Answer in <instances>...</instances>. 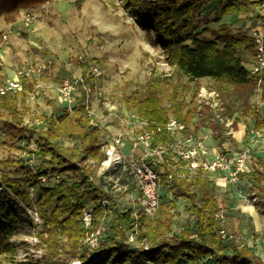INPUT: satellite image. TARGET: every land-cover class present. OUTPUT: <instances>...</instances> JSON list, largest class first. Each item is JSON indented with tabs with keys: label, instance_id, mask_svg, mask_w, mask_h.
<instances>
[{
	"label": "trees",
	"instance_id": "1",
	"mask_svg": "<svg viewBox=\"0 0 264 264\" xmlns=\"http://www.w3.org/2000/svg\"><path fill=\"white\" fill-rule=\"evenodd\" d=\"M48 1L51 0H0V18L13 23L24 10ZM214 1L122 0L150 43L161 45L166 61L176 69L172 76L154 77L144 90H134L125 98L129 107L145 119L165 123L173 116L184 123L185 133H197L211 112L208 106L199 111L195 99H186L191 87L186 83L189 81L183 82L182 76H188V80L212 77L229 108L234 111L240 108L242 115L254 119L255 128H264L262 114L250 103V97L258 88L264 90V70L253 74L248 67L256 53L255 39L248 29H234L226 23L200 26L202 15L211 9ZM262 2L224 1L216 19L229 14L254 16ZM92 79L87 81L91 83ZM4 81L0 63V85ZM31 88L32 85L26 83L22 92L0 94V129L5 128L0 138L5 137L3 143L13 146L17 141L23 142L19 148L29 153V159H0V187L15 196H29L25 190L29 185L38 187L39 211L47 227L39 235L48 243L51 255L61 253L64 237L74 245L76 253L87 230L96 231L110 221L101 231L99 246L84 252L81 264H147L148 260L154 264H264V257L253 241L241 242L236 237L223 238L219 234L216 215L224 208L212 171L191 169L184 159L170 158L159 163L160 188L162 184L168 185L167 191L173 192L175 197H170L167 191L160 192L159 207L154 214L140 211L133 215V207L121 202L122 196L138 189L130 164L122 162L107 171L106 176H112L110 181H106L105 175H97L106 155L101 146V129L92 124L88 113L84 87L80 86L72 110L44 116L40 123L27 122L26 112L20 106ZM163 92L170 101L169 107L164 104ZM218 131L217 137H221L222 129ZM66 140L74 142L66 144ZM172 140L167 131H162L153 138L151 147ZM33 142L35 149L29 148ZM33 158L41 159V163H29ZM149 161L153 162V157ZM257 162L264 168L263 158H257ZM14 166L21 168V176H14L10 171ZM41 175L47 176L48 183L41 182ZM51 178H55V182L51 183ZM241 179L250 183L255 197L264 199V169L254 167L242 172ZM117 182L121 190H116ZM179 198L187 201L185 219L178 206ZM91 203L93 219L86 228L83 210ZM6 204L4 201L0 205L3 210L0 213V264L15 251L11 239L19 219L13 208H5ZM254 204L264 215V202ZM131 233L136 235L134 241L129 240ZM42 264L67 262L52 257L43 259Z\"/></svg>",
	"mask_w": 264,
	"mask_h": 264
},
{
	"label": "rangeland",
	"instance_id": "2",
	"mask_svg": "<svg viewBox=\"0 0 264 264\" xmlns=\"http://www.w3.org/2000/svg\"><path fill=\"white\" fill-rule=\"evenodd\" d=\"M224 1L229 0L213 2L211 9L206 10L202 15L200 26H218L226 23L234 29H248L252 34L250 24L255 16L229 14L221 15L216 19L217 11ZM0 31L2 32L0 34V63L5 74V81L15 78L19 71L27 66L34 68L30 74L23 77L22 91L25 90L26 83L32 85V88L27 91L26 99L20 104L26 112V121L40 123L44 121V116L72 110L77 98L73 101L64 99L60 92L63 78L74 75L84 76L88 80L93 77L91 83L89 82L92 91L89 106L93 113L90 114L89 111L88 113L92 124L101 129L102 150L106 155L107 144H111L116 137L122 135L126 141L122 148L123 162L130 164V143L139 128V125L131 123V118L133 115L141 119L145 118L137 110L131 109L125 98L134 90H144L154 77L172 76L176 69L166 61L163 47L150 43L146 32L138 24L136 17L123 5L122 0H51L35 8L24 10L13 23H7L0 18ZM4 35L7 37L4 38ZM91 65L99 67L100 72L97 75L89 72ZM39 66L41 70L36 69ZM188 79V76H182L183 82L189 81L186 83L191 87L186 99H195L199 111L202 112L208 106L211 112L208 121L200 124L197 135L209 133V139L215 136L217 139L233 138L236 140L239 132L240 138L248 135L249 139L252 118L249 115H242L240 108L234 111L233 108L227 106V100L217 89L212 77ZM205 90L214 91L215 95L209 97L208 100L202 96ZM79 94L80 90L77 91L76 96L78 97ZM262 95L264 96V90L258 88L250 97V103L255 110H258V106L263 103L259 102ZM162 97L165 106L169 107L170 101L165 92ZM109 106L119 112L121 120L108 116ZM172 118L175 117L172 116L170 119ZM197 120H199L198 116ZM228 122L230 125L227 124ZM220 128L222 134L221 137H217ZM4 131L5 128H1L0 135L4 134ZM3 140L5 137L2 136L0 138V159L18 160L23 157L29 159V153L19 148V144L22 146L23 142L17 141L13 146V144L3 143ZM73 142V140L65 141L66 144ZM235 143L240 147L243 145L239 141ZM150 144L152 145V141ZM29 146L35 149L36 144L31 143ZM141 146L137 150L143 153L147 145L145 146L144 143ZM150 148L148 147V150ZM103 160L99 164L97 175H105L106 181H110L112 176H106V172L110 169L103 166ZM32 162L39 165L41 159L29 160V163ZM254 167L259 170L264 169L257 162V157L252 155L249 170ZM10 168L14 176L22 175L19 166ZM43 176L41 175V182L48 183L47 176H44L46 180L42 179ZM50 182H55V178H51ZM237 184L235 189L241 194L237 199L228 196L225 191L218 188V198L225 211L227 229L241 242L253 241L258 253L264 257V215L260 214L261 222H263L262 229L254 231L253 218L246 212L242 213V216L236 213L248 208L246 205H250L249 208L252 209L255 202H264V199L254 196L247 181L240 182L239 186ZM168 188V185L162 184L160 192H166ZM25 190L29 192V196H15L7 189L0 187V205L5 201L7 203L5 208H13L19 215L16 222L17 229L11 239L15 245V251L3 264H42L43 259L52 257L60 258L67 264H81L83 253L92 250L87 240L91 233L90 230L86 231L76 253H74V245L64 237L61 240V253L56 256L51 255L48 243L39 235L40 231L47 229L45 220L39 211V189L37 186L29 185ZM116 190H121V188L118 187ZM167 192L170 197H175L173 192ZM121 202L124 206L137 207L132 192L122 196ZM178 206L183 213L182 218L185 219L187 201L179 198ZM87 209L93 210V203L83 210L82 220L86 228L92 223L91 221L89 225H86L84 221V212ZM256 210L258 211L257 208ZM2 211L0 209V213ZM110 215L111 213L108 214L109 217ZM255 221L259 222V219ZM109 225L110 221L109 224L103 225V229ZM180 264L191 263L182 262Z\"/></svg>",
	"mask_w": 264,
	"mask_h": 264
},
{
	"label": "built area",
	"instance_id": "3",
	"mask_svg": "<svg viewBox=\"0 0 264 264\" xmlns=\"http://www.w3.org/2000/svg\"><path fill=\"white\" fill-rule=\"evenodd\" d=\"M254 16L259 21V27L252 28L256 53L251 58L248 67L253 74H261L264 70V0L257 7ZM3 37L6 38L7 35ZM36 69L41 70V67H36ZM33 70L32 66L21 69L15 78L9 79L0 85V94L22 91L24 88L23 77L30 74ZM89 72L97 75L100 72L99 67L91 65ZM80 86H83L87 92L88 111L92 114L93 111L90 110L89 106L92 91L86 77L66 76L61 82L60 92L65 100L73 101L77 98L76 93L80 90ZM214 95V91L207 92L205 90L202 96L208 99ZM108 116L114 119H122L119 112L110 106ZM131 120L132 124L139 125L135 137L130 143V168L136 177L138 186V189L132 192L134 203L137 204V207L133 208V215H137L140 211L146 214H154L157 211L160 203V171L158 164L161 162L168 161L170 158L177 161L184 159L188 162V167L191 169L203 168L208 171H219L227 182L238 183L241 180V173L249 170L252 152L256 149L264 150V128L251 129L248 143L244 147L239 149L229 147L216 148L210 157V146L207 144V139L210 137L209 133L203 135H197L196 133L187 134L184 132V123L175 118L165 123H158L133 115ZM229 123L227 124L230 125ZM162 131H167L173 137V140L150 148L152 139ZM125 142L122 135H119L111 144H107L106 158L102 162L104 167L113 169L123 162L124 152L122 148L125 146ZM144 143L147 148L143 153H140L137 149L142 147L141 145ZM148 147L150 148L149 150ZM150 157H153V162L149 161ZM42 179L46 180L44 176ZM115 187L121 188L118 182ZM92 214V209L85 210L84 221L86 225L91 223ZM216 216L219 234L223 238H233L234 235L227 229L225 223V211L223 209L219 210ZM102 230L103 226H100L96 231H92L88 235L87 240L90 248L99 246ZM135 236V233H131L129 240L134 241ZM147 264H154V262L148 260ZM205 264L211 263L206 262Z\"/></svg>",
	"mask_w": 264,
	"mask_h": 264
},
{
	"label": "crops",
	"instance_id": "4",
	"mask_svg": "<svg viewBox=\"0 0 264 264\" xmlns=\"http://www.w3.org/2000/svg\"><path fill=\"white\" fill-rule=\"evenodd\" d=\"M251 26H252V28H258L259 27V21L257 19H252V23L250 24V27ZM259 102H263V103H261L260 106H258V110L260 111V113L262 114V117L264 119V96L263 95L259 98ZM254 128H255V121H254V119H252V130ZM238 135L239 136L236 137V140L239 142H242L243 145H241V146L244 147L248 142V135H245V137H241V138H240L239 132H238ZM236 140L233 138H225V139L219 138V139H217L215 136H213L212 138H210L207 141V143L210 145V155L209 156L211 157L213 155V153L215 152V149L217 147L220 148V147L227 146V147L232 148V149L242 148V147L236 145V143H235V142H237ZM252 155H255V157H257V158H263L264 159V150L263 149H256L252 152ZM211 175L216 179V182L218 184V188H220L222 191H225V193H227L228 196L230 195L234 199H237L240 197L241 194H239V192L235 189L237 183L227 182L226 179L223 177L222 173L219 171H213ZM243 181H245V180H242V179L240 180V182H243ZM240 182H238L239 183V184H237L238 186L240 185ZM249 206L250 205H248V206L246 205V207H248V208H245V210L241 209V211H237L236 213L242 216L243 215L242 213L246 212L248 214V216H251L253 218V222L255 224L254 231H260L262 229V226H263V222H261L262 214L256 210L255 205L252 206V209L249 208ZM233 213H234V211H233ZM260 214H261V216H260ZM257 218L259 219V222L255 221Z\"/></svg>",
	"mask_w": 264,
	"mask_h": 264
}]
</instances>
